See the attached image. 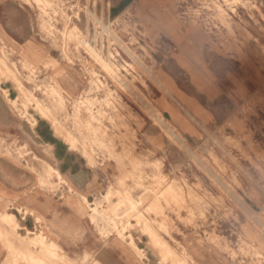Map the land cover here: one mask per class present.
I'll use <instances>...</instances> for the list:
<instances>
[{
	"label": "rangeland",
	"instance_id": "rangeland-1",
	"mask_svg": "<svg viewBox=\"0 0 264 264\" xmlns=\"http://www.w3.org/2000/svg\"><path fill=\"white\" fill-rule=\"evenodd\" d=\"M178 28L197 31L203 66L264 74V0H0V155L34 177V195L86 206L114 264H264V211L244 196L264 181V84L225 122L193 118L199 132L188 138L157 106L174 98L163 77L203 94L199 72L180 59ZM52 133L69 165L102 171L95 198L58 176L39 137ZM7 213L0 264H101L69 259L29 209ZM31 214L32 230L21 229L15 216L29 224Z\"/></svg>",
	"mask_w": 264,
	"mask_h": 264
},
{
	"label": "crops",
	"instance_id": "crops-1",
	"mask_svg": "<svg viewBox=\"0 0 264 264\" xmlns=\"http://www.w3.org/2000/svg\"><path fill=\"white\" fill-rule=\"evenodd\" d=\"M178 31L180 33V28ZM181 35L182 39L178 43L182 47L179 54L180 59L199 72L201 82L198 87L201 86L203 94L195 96L188 90H182L176 82L163 77L172 88L175 99L163 95L159 98L157 106L178 130L188 138H195L199 131L192 122L193 118L202 123L225 122L228 116L236 113L238 107L256 94L259 86L264 84V74L240 65L233 67L225 65L219 68L203 66L207 55L201 48L204 43L197 31L190 29ZM219 91L222 93L215 97ZM215 99L218 100L217 106L213 103ZM39 137L44 143L54 148L60 175L65 177L78 193L86 195L89 199L95 198L102 189V171L88 168L87 164H82L78 158H75L72 165H69L68 160L73 157V154L69 150L60 154L61 145L64 144L56 142L54 133L51 134L50 140H46L42 135ZM156 142L159 143L158 140ZM76 165H78L77 168ZM85 172L89 173L88 179L84 177ZM33 179L32 175L28 178V173L13 160L0 155V218L8 214L7 208L10 207L17 210L29 209L38 217L43 218L45 225L51 229V238L59 248L63 249L69 259L83 258L87 254L101 264H114L113 244L95 234L86 219V206H82L74 198L60 202L48 195H34L31 190L34 184ZM257 179L261 182L259 174ZM260 184L256 186V189L252 188L249 193L244 192V196L249 201L248 205L258 212L264 211V181ZM250 193L252 197L248 196ZM10 202L17 206H5ZM23 204L27 206H22ZM34 214L29 216V224L19 222L15 216L21 229L33 227ZM82 235L84 236L83 243L78 248L75 246L74 239ZM10 243L15 246V249L19 246L16 241L10 240ZM7 257L8 253L4 251L0 240V259ZM121 258L124 257L121 256Z\"/></svg>",
	"mask_w": 264,
	"mask_h": 264
},
{
	"label": "bare ground",
	"instance_id": "bare-ground-1",
	"mask_svg": "<svg viewBox=\"0 0 264 264\" xmlns=\"http://www.w3.org/2000/svg\"><path fill=\"white\" fill-rule=\"evenodd\" d=\"M120 20V19H119ZM108 28V27H107ZM124 85H126V84H124ZM40 116L43 118L44 117V115L41 113L40 114ZM159 121H160V123L162 124V126L165 128V130H167V132H168V134L172 137V138H174V139H176V140H179L180 142H182V140H181V138L177 135V134H175V132L173 131V130H171L170 129V127H169V125L167 124V123H165L161 118H159ZM183 146H184V148L187 150V151H189L190 153H191V155L192 156H194V153L191 151V149H190V147L188 146V145H186V144H183ZM58 176H61L59 173H58ZM249 213H250V211H249V209L246 207V205L243 203V201H241V200H239L237 197H234ZM6 215V214H5ZM5 215L3 216L4 218H5ZM262 228H264V225L263 224H259ZM135 246V245H134Z\"/></svg>",
	"mask_w": 264,
	"mask_h": 264
}]
</instances>
